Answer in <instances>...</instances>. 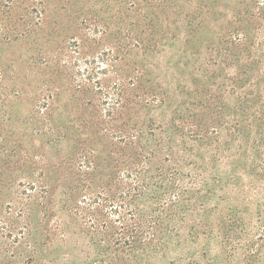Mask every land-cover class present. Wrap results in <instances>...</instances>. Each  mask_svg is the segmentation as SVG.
Listing matches in <instances>:
<instances>
[{
  "label": "trees",
  "instance_id": "16d2710c",
  "mask_svg": "<svg viewBox=\"0 0 264 264\" xmlns=\"http://www.w3.org/2000/svg\"><path fill=\"white\" fill-rule=\"evenodd\" d=\"M114 3L127 33L85 15L106 45L73 30L31 127L0 70V264H64L74 222L66 264H264V0Z\"/></svg>",
  "mask_w": 264,
  "mask_h": 264
},
{
  "label": "rangeland",
  "instance_id": "374dc122",
  "mask_svg": "<svg viewBox=\"0 0 264 264\" xmlns=\"http://www.w3.org/2000/svg\"><path fill=\"white\" fill-rule=\"evenodd\" d=\"M111 7L118 8L114 0H0V70L3 71L4 84L9 88L21 84V87H26V91H28L24 97L27 99H18L15 103L12 98L10 113L15 120L11 126L6 127H9V131L31 127V123L27 121H30L28 118L35 112V105L39 101L38 92L48 82L46 74L64 50V40L72 35L73 30L79 28L85 15L89 19L92 18L94 22H112L113 30L120 27L122 35L127 33L131 18L124 12H119L112 20L105 18V8ZM76 33L82 34L80 37H87L89 50L92 48L99 50L103 45H106L105 36L91 37L87 34L89 30L87 32V29L84 30L82 27ZM0 105H7V102L1 100ZM30 137L31 134L29 137H10V140L20 142L23 156L32 157L40 154L41 149L36 148L39 143ZM10 143L12 144V142ZM39 204H41L40 199L38 200ZM39 210L40 206L37 208L34 206L32 213L38 219L41 217ZM54 214L48 221L49 231L40 242L44 246L53 247L56 245L61 248L57 244L59 239L56 237L54 239L50 233L51 225L57 218ZM25 218L16 219L14 223L16 234L27 222ZM32 220L31 218L30 221ZM71 230L76 233L73 242H66L64 237V248H61L60 251L64 255V264L69 262L67 260L70 259V255L80 253L79 251L72 252V250L83 244L75 222L72 224ZM67 253L71 254L67 255Z\"/></svg>",
  "mask_w": 264,
  "mask_h": 264
}]
</instances>
